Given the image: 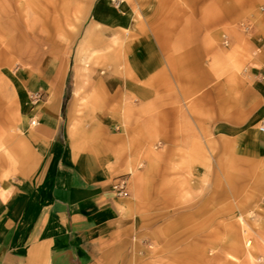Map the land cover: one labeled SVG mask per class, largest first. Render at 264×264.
Instances as JSON below:
<instances>
[{
  "label": "rangeland",
  "instance_id": "374dc122",
  "mask_svg": "<svg viewBox=\"0 0 264 264\" xmlns=\"http://www.w3.org/2000/svg\"><path fill=\"white\" fill-rule=\"evenodd\" d=\"M70 1L63 12L53 0L55 12L0 0V184H20L38 157L34 106L60 92L68 103L73 89L87 99L113 70L85 37L101 5L118 15L100 28L123 41L111 61L136 99L123 124L138 153L135 170L116 176L128 183L126 224L100 262L264 264V158L253 149L264 117V0ZM91 109L74 106L75 137L109 127Z\"/></svg>",
  "mask_w": 264,
  "mask_h": 264
},
{
  "label": "crops",
  "instance_id": "0c3cea01",
  "mask_svg": "<svg viewBox=\"0 0 264 264\" xmlns=\"http://www.w3.org/2000/svg\"><path fill=\"white\" fill-rule=\"evenodd\" d=\"M106 12L93 5L91 24L102 21ZM117 52L102 51V65L113 63V70L104 69L89 84L87 99L75 98L73 89L68 103L67 99L63 103L65 92H60L34 106L32 120L37 124H31V136L38 157L32 165L29 162V173L20 184H0V264H102L101 253L110 250V241L126 224L128 195H118L113 184L116 176L132 173L137 166L136 157H131L138 153L134 148L138 145L126 147L124 125L130 115L125 110L136 105V99L129 88L121 87L122 69L111 61ZM256 74L264 81V67ZM74 106L103 113L109 127L99 135L85 132L75 137L70 130L77 126ZM263 122L264 117L259 126ZM259 126L253 149L262 159L264 131Z\"/></svg>",
  "mask_w": 264,
  "mask_h": 264
},
{
  "label": "bare ground",
  "instance_id": "6f19581e",
  "mask_svg": "<svg viewBox=\"0 0 264 264\" xmlns=\"http://www.w3.org/2000/svg\"><path fill=\"white\" fill-rule=\"evenodd\" d=\"M149 1L150 0H138L139 7H143ZM39 2H40V5H44L46 8L52 7V9L56 12V8L54 7L53 0H39ZM163 5H165V4H163ZM70 7H71V1L70 0H63L62 11L68 12ZM116 15H117L116 10L115 11H108L103 15L102 21H105V22L111 24V26H114V25L116 26V24L118 23L116 21L117 20ZM100 26H101V21L95 20L92 23V25H89V27L86 29V32H85V37L96 39V41L94 42L95 48L93 49V51L102 50L104 52H110L111 50L112 51L120 50L122 47L123 41L120 38V36L117 34V30L116 29L115 30H104V29L100 28ZM106 32H110V33L107 34ZM100 55H102V52L99 54V56ZM76 94H77V90H75L74 96H76ZM55 98H57V97L55 95H53V97H51L49 99L53 100ZM71 119H72L71 117L68 118L69 121ZM31 122H32V120H31ZM70 123H72V120ZM253 136L255 138L256 130L253 131ZM135 179H136V182L140 185L139 176L136 175Z\"/></svg>",
  "mask_w": 264,
  "mask_h": 264
},
{
  "label": "built area",
  "instance_id": "2783aa9c",
  "mask_svg": "<svg viewBox=\"0 0 264 264\" xmlns=\"http://www.w3.org/2000/svg\"><path fill=\"white\" fill-rule=\"evenodd\" d=\"M31 124L36 125L37 120H32ZM259 130L261 132L264 131V122L259 126ZM127 187H128V183L125 178H117V180L113 184L114 191L120 196L128 195Z\"/></svg>",
  "mask_w": 264,
  "mask_h": 264
},
{
  "label": "trees",
  "instance_id": "16d2710c",
  "mask_svg": "<svg viewBox=\"0 0 264 264\" xmlns=\"http://www.w3.org/2000/svg\"><path fill=\"white\" fill-rule=\"evenodd\" d=\"M67 97H68V96H67V93H65V94H64V98H63V101H64L63 103L66 102Z\"/></svg>",
  "mask_w": 264,
  "mask_h": 264
}]
</instances>
